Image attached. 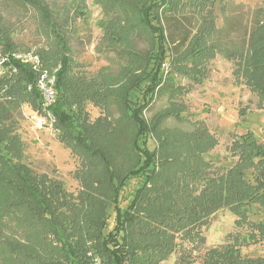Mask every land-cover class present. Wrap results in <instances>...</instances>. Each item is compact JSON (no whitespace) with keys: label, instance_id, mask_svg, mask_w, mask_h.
Instances as JSON below:
<instances>
[{"label":"trees","instance_id":"16d2710c","mask_svg":"<svg viewBox=\"0 0 264 264\" xmlns=\"http://www.w3.org/2000/svg\"><path fill=\"white\" fill-rule=\"evenodd\" d=\"M94 1L101 13L97 49L112 53L116 68L105 65L88 76L69 39L85 0L71 11L48 0H20L43 32V42L28 47L36 48L43 67L57 68L49 111L57 141L78 161L76 193L25 161L11 109L42 112V95L31 66L8 56L23 49L0 13V55L8 54L0 75V264H160L177 251L179 264H264V256L240 252L264 241V141L246 131L230 141L231 166L205 159L217 139L202 121L183 117L184 89L175 82L202 84L208 62L220 53L263 107L264 8L253 13L246 47L230 50L217 39L212 10L220 0ZM190 18L196 25L177 37L175 21ZM164 93L167 105L147 118ZM87 103L100 110L94 119ZM132 178L139 183L122 207L121 192ZM221 209L235 216L236 231L196 260L189 250Z\"/></svg>","mask_w":264,"mask_h":264},{"label":"rangeland","instance_id":"374dc122","mask_svg":"<svg viewBox=\"0 0 264 264\" xmlns=\"http://www.w3.org/2000/svg\"><path fill=\"white\" fill-rule=\"evenodd\" d=\"M55 9L71 11L79 0H48ZM86 10L83 16L75 17L69 28L70 47L74 58L82 66L88 76H93L105 65L116 68V60L112 53H102L97 49L101 31L96 21L101 17L100 8L94 0H85ZM264 8V0H223L217 1L213 7L217 39L230 50L246 47L248 35L253 27V13L257 8ZM0 13L4 23L13 33V39L24 49L31 44L43 42V32L37 26L35 12L20 0H0ZM178 30L196 25V20L175 21ZM166 66L167 68V64ZM208 75L202 84H193L183 77H176L175 82L183 86L180 98L186 109L183 117L188 120H200L208 132L217 139V144L206 153L205 159L217 165L231 166L235 158L228 151L233 136L251 132L254 139L264 141V106L257 104V98L244 83L233 75L231 59L218 53L208 62ZM167 105V94L156 98L145 116L150 117L155 111ZM90 119L100 114V110L87 103ZM241 112V113H240ZM11 115L16 123V131L24 143L25 161L36 172H47L55 175L68 192L76 193L78 182L73 173L78 161L69 149L65 148L55 137L52 127H37L35 112L28 106H14ZM174 123V122H173ZM175 125H178L174 123ZM188 128L186 125H179ZM147 145L152 148L154 140L149 139ZM139 178H132L124 186L119 205L124 207ZM254 210V209H253ZM260 216L251 213L252 220ZM235 216L226 209L217 211L209 224L202 230V238L196 249L189 250L195 259H199L205 250L220 246L230 240L236 231ZM109 229L113 224V213L109 217ZM189 248L191 244L185 242ZM244 256H264V241L252 243L240 248ZM179 251L171 254L160 264H179Z\"/></svg>","mask_w":264,"mask_h":264},{"label":"built area","instance_id":"2783aa9c","mask_svg":"<svg viewBox=\"0 0 264 264\" xmlns=\"http://www.w3.org/2000/svg\"><path fill=\"white\" fill-rule=\"evenodd\" d=\"M8 54L0 55V75L3 73V63L7 60L8 56L12 57L20 62L27 63L37 73V86L42 95V112H35V120L37 127L42 128L44 126L52 127L54 118L49 111V107L52 105L55 99V71L42 66L40 55L35 47H28L23 50H16ZM93 264H98L95 261Z\"/></svg>","mask_w":264,"mask_h":264}]
</instances>
